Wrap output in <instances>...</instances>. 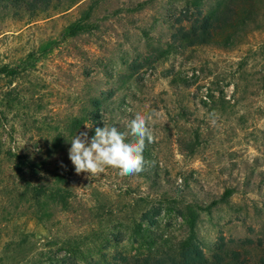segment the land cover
<instances>
[{"label":"rangeland","instance_id":"obj_1","mask_svg":"<svg viewBox=\"0 0 264 264\" xmlns=\"http://www.w3.org/2000/svg\"><path fill=\"white\" fill-rule=\"evenodd\" d=\"M129 110L142 171L77 173L69 141ZM218 248L264 264V0H0V264Z\"/></svg>","mask_w":264,"mask_h":264},{"label":"clouds","instance_id":"obj_2","mask_svg":"<svg viewBox=\"0 0 264 264\" xmlns=\"http://www.w3.org/2000/svg\"><path fill=\"white\" fill-rule=\"evenodd\" d=\"M153 115L154 113L135 110L127 121L126 130L106 125L95 127L91 138L87 131L75 135L69 141L68 149L75 171L95 175L102 172L106 165L117 166L122 175L142 171L145 140H153L149 127ZM129 133L134 139L129 137Z\"/></svg>","mask_w":264,"mask_h":264},{"label":"trees","instance_id":"obj_3","mask_svg":"<svg viewBox=\"0 0 264 264\" xmlns=\"http://www.w3.org/2000/svg\"><path fill=\"white\" fill-rule=\"evenodd\" d=\"M37 0H34V2ZM219 12L218 10L215 12V16H213L214 20L213 23H217L220 19V14L217 13ZM209 25L206 26V28H208ZM21 163H26V162H20L17 164L18 169L20 170L21 167ZM230 255L228 256L226 253L222 252L221 248H218V251H215L212 256L210 258H206L205 256H201L199 258H197L198 256H196L194 259L190 260V259H185L183 257H179L177 260L175 258H171V260L167 261V263L163 260H161V258H158L156 260H154L155 262L152 264H246L245 262V258H241L240 257V253L236 252V251H231L229 253ZM150 258H143L142 260H140L139 262L141 264H147L148 260ZM134 264H139L138 261H136ZM151 264V263H150Z\"/></svg>","mask_w":264,"mask_h":264}]
</instances>
